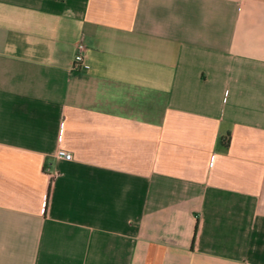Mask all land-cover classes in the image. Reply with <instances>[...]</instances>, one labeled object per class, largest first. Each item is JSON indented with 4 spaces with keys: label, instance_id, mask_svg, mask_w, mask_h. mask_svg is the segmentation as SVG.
Returning a JSON list of instances; mask_svg holds the SVG:
<instances>
[{
    "label": "crops",
    "instance_id": "obj_1",
    "mask_svg": "<svg viewBox=\"0 0 264 264\" xmlns=\"http://www.w3.org/2000/svg\"><path fill=\"white\" fill-rule=\"evenodd\" d=\"M0 264H264V0H0Z\"/></svg>",
    "mask_w": 264,
    "mask_h": 264
},
{
    "label": "built area",
    "instance_id": "obj_2",
    "mask_svg": "<svg viewBox=\"0 0 264 264\" xmlns=\"http://www.w3.org/2000/svg\"><path fill=\"white\" fill-rule=\"evenodd\" d=\"M85 49L86 47L84 43L80 42L77 44V51L72 59L71 70H82L88 68V65L85 61ZM71 156V153L63 148H57L55 151V157L60 159L69 160L71 159ZM49 175L53 176L52 173H49Z\"/></svg>",
    "mask_w": 264,
    "mask_h": 264
},
{
    "label": "trees",
    "instance_id": "obj_3",
    "mask_svg": "<svg viewBox=\"0 0 264 264\" xmlns=\"http://www.w3.org/2000/svg\"><path fill=\"white\" fill-rule=\"evenodd\" d=\"M196 228H197V223H196V226H195V231H196Z\"/></svg>",
    "mask_w": 264,
    "mask_h": 264
}]
</instances>
